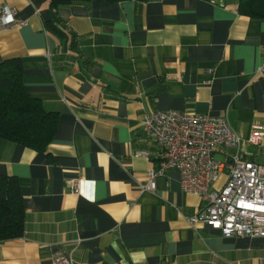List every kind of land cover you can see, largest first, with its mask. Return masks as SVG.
<instances>
[{
	"label": "crops",
	"instance_id": "obj_1",
	"mask_svg": "<svg viewBox=\"0 0 264 264\" xmlns=\"http://www.w3.org/2000/svg\"><path fill=\"white\" fill-rule=\"evenodd\" d=\"M49 1L0 0L25 21L0 29V62L19 57L28 93L58 115L46 151L0 137V175L17 179L25 212L23 234L0 241V264L56 253L72 264H264V236L189 221L203 201L176 169L140 187L158 163L149 112L222 116L243 138L264 126V20L237 0H88L58 8L59 35ZM241 153L264 164V141Z\"/></svg>",
	"mask_w": 264,
	"mask_h": 264
},
{
	"label": "built area",
	"instance_id": "obj_2",
	"mask_svg": "<svg viewBox=\"0 0 264 264\" xmlns=\"http://www.w3.org/2000/svg\"><path fill=\"white\" fill-rule=\"evenodd\" d=\"M16 13L15 7H1L0 29L23 25L25 21ZM142 126L159 147L158 163L148 171L146 182L140 186L142 190H154L157 177L176 169L181 188L199 195L203 201L189 218L191 223L203 222L226 237L264 236V164L246 159L241 153L244 144L259 145L264 141V126H254L243 138L222 116L176 109L149 112L144 115ZM227 148L235 151L223 161L214 158V151ZM137 154L150 155L144 150ZM224 170L226 181L221 188L212 189ZM68 183L75 193L79 192L78 178H71ZM48 264H72V260L56 253Z\"/></svg>",
	"mask_w": 264,
	"mask_h": 264
},
{
	"label": "trees",
	"instance_id": "obj_3",
	"mask_svg": "<svg viewBox=\"0 0 264 264\" xmlns=\"http://www.w3.org/2000/svg\"><path fill=\"white\" fill-rule=\"evenodd\" d=\"M84 1L88 0H50L53 19L47 21V26L63 35V28L54 25L55 21L58 22V8ZM237 9L242 14L264 20V0H237ZM71 38V49H77L72 33ZM57 126V112L47 110L40 99L28 93L23 83L20 58L3 59L0 62V137L36 151H46ZM24 218L17 179L0 175V241L20 237L24 230Z\"/></svg>",
	"mask_w": 264,
	"mask_h": 264
}]
</instances>
